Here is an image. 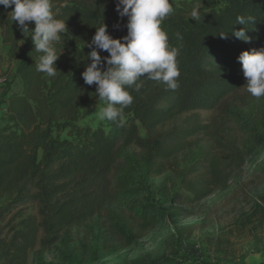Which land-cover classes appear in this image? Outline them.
Wrapping results in <instances>:
<instances>
[{"label":"trees","instance_id":"1","mask_svg":"<svg viewBox=\"0 0 264 264\" xmlns=\"http://www.w3.org/2000/svg\"><path fill=\"white\" fill-rule=\"evenodd\" d=\"M53 3L67 27L55 45L58 53L63 50L55 78L36 72L40 53L30 37L20 46L12 9L0 5L2 43L18 59L20 84L18 92H5L2 99L0 199L5 206L0 221L13 214L12 223L19 222L7 225V236L0 228V264H28L38 244L95 218L107 219L117 239L130 245L159 224L157 213L145 209L130 225L134 240L113 228L111 208L132 193L140 172L145 178L172 173L185 192L177 198L180 211L226 191L231 175L264 148V97L247 92L237 59L242 51L264 48V0H170L173 11L161 27L170 47L178 49L179 88L167 90L142 78L139 91L128 89L133 103L123 110L122 121L105 119L97 128L83 124L104 102L95 94L96 85L82 78L91 62L85 44L103 23L113 38L127 35V17L118 16L116 0ZM194 5L201 12L197 21L190 17ZM237 16L254 20L246 25L250 43L232 35L245 27L236 24ZM202 112L210 118L204 120ZM28 208L36 214L26 215ZM128 264L181 263L170 255L147 254Z\"/></svg>","mask_w":264,"mask_h":264},{"label":"rangeland","instance_id":"2","mask_svg":"<svg viewBox=\"0 0 264 264\" xmlns=\"http://www.w3.org/2000/svg\"><path fill=\"white\" fill-rule=\"evenodd\" d=\"M13 31L21 46L26 38L16 22ZM17 66V57L2 43L0 35V74L5 79L0 93V128L6 123L3 94L20 90ZM105 106L98 102L83 124L105 126V120L99 119V111ZM201 116L208 120L211 114L202 112ZM184 193L172 173L145 178L140 172L132 193L111 208L113 228L134 240L130 225L137 224L140 212L149 209L158 216L155 230L126 245L117 239L107 219L95 218L66 229L49 244H38L28 256V264H128L147 254L153 258L170 255L181 264H264V148L231 175L226 191H217L176 211L180 207L177 198ZM4 206L5 200L0 199V213ZM25 214L36 212L28 208ZM12 217L0 221V228H6L3 236L9 234L8 224L12 227L19 222L12 223Z\"/></svg>","mask_w":264,"mask_h":264},{"label":"clouds","instance_id":"3","mask_svg":"<svg viewBox=\"0 0 264 264\" xmlns=\"http://www.w3.org/2000/svg\"><path fill=\"white\" fill-rule=\"evenodd\" d=\"M0 5L12 9V22H16L25 38H31L34 50L40 53L36 72L55 78L56 61L63 51L58 53L55 45L67 33V27L65 20L56 17L53 0H0ZM115 10L120 18L127 17V35L113 38L104 23L96 27L91 41L85 44L91 49L86 56L91 62L82 73L84 83L95 84L96 96L106 102L99 119L112 122L122 121L123 110L133 103L128 89L139 91L142 78L160 82L167 90L180 86L178 49L170 47L168 35L161 27L173 11L170 0H116ZM190 17L194 21L201 19L199 5L192 7ZM30 22H34V29L29 28ZM253 22L251 17L237 16L236 24L245 27L233 30L232 35L250 43L252 37L246 35V25ZM220 36L226 38V34ZM177 37L182 39L179 33ZM101 51L108 55L101 56ZM237 59L246 78L247 92L256 99L264 97V48L242 51Z\"/></svg>","mask_w":264,"mask_h":264},{"label":"built area","instance_id":"4","mask_svg":"<svg viewBox=\"0 0 264 264\" xmlns=\"http://www.w3.org/2000/svg\"><path fill=\"white\" fill-rule=\"evenodd\" d=\"M5 84V79L3 78V76L0 74V93L3 89V86Z\"/></svg>","mask_w":264,"mask_h":264}]
</instances>
